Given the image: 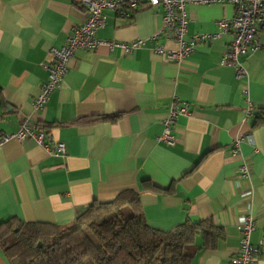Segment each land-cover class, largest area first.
<instances>
[{
	"label": "crops",
	"instance_id": "1",
	"mask_svg": "<svg viewBox=\"0 0 264 264\" xmlns=\"http://www.w3.org/2000/svg\"><path fill=\"white\" fill-rule=\"evenodd\" d=\"M186 8L188 39L219 33V21L236 12L233 3ZM104 14L100 39H143L144 45L127 53L108 43L78 49L46 107L35 110L52 48L65 45L88 13L79 0H0V137L28 121L50 127L48 145L67 146L60 155L30 137L0 145V232L12 218L65 224L93 201L133 190L154 228L168 231L188 218L210 217L222 228L215 248H203L197 237L192 264H232L240 225L253 215L251 240L260 248L254 264H264V26L260 47L240 57L247 75L238 78L234 67L221 64L232 32L175 60L156 49L179 48L172 31H163L162 6L142 4L130 17L113 9ZM176 99L187 102L189 113L176 119L177 142L168 145L159 137ZM104 116L118 117L77 123ZM245 164L248 176L242 175ZM0 264H11L1 246Z\"/></svg>",
	"mask_w": 264,
	"mask_h": 264
},
{
	"label": "trees",
	"instance_id": "2",
	"mask_svg": "<svg viewBox=\"0 0 264 264\" xmlns=\"http://www.w3.org/2000/svg\"><path fill=\"white\" fill-rule=\"evenodd\" d=\"M38 125L47 134L50 127ZM200 235L203 248H215L223 231L211 217L188 218L168 231L154 228L144 216L139 193L128 190L108 202L93 201L65 224L9 219L0 232V246L11 264H87L88 259L94 264H192Z\"/></svg>",
	"mask_w": 264,
	"mask_h": 264
},
{
	"label": "built area",
	"instance_id": "3",
	"mask_svg": "<svg viewBox=\"0 0 264 264\" xmlns=\"http://www.w3.org/2000/svg\"><path fill=\"white\" fill-rule=\"evenodd\" d=\"M87 10L88 16L84 23L79 25L72 34L69 35L67 43L62 47H53V64L49 67V78L41 87L33 105L35 110H42L50 98V95L64 81L69 71V60L80 48L95 49L103 43H108L111 48L121 46L124 51L131 52L135 48L144 45L145 40L136 39L129 43L107 42L97 36L98 30L106 22L105 10L113 9L120 11L123 16L130 17L142 4H149L151 7L162 6L164 9L163 31H172L179 44L178 50H167L165 47L156 46V49L170 59L180 60L190 54L201 42H208L218 38L222 33L232 32L233 38L229 50L222 60L223 65L234 67L236 76L243 78L247 75V69L242 64L240 57L250 52L256 51L260 47L257 39L258 31L264 26V0H79ZM233 3L236 12L233 16L223 18L219 21L220 32L215 34L198 33L191 38H187L189 15L187 4H209V3ZM189 113L187 102L175 100L169 106L163 118L164 132L159 139L168 145H175L177 137L174 134V124L179 115ZM33 138L44 147L49 154L66 155L67 146L64 142L57 141L54 146L46 143V131L40 129L38 124L25 121L15 133L5 134L0 137V145L11 140ZM249 141H253V135L245 136ZM240 139L236 140L238 144ZM242 175L248 176L250 168L248 164L243 165ZM255 219L253 215H247L240 231L242 233L241 246L231 259L232 264H254L257 254L260 252L258 245L251 240L255 230Z\"/></svg>",
	"mask_w": 264,
	"mask_h": 264
},
{
	"label": "rangeland",
	"instance_id": "4",
	"mask_svg": "<svg viewBox=\"0 0 264 264\" xmlns=\"http://www.w3.org/2000/svg\"><path fill=\"white\" fill-rule=\"evenodd\" d=\"M126 209H128L127 210L128 212H131L130 208H126ZM87 264H94V262L91 259H88Z\"/></svg>",
	"mask_w": 264,
	"mask_h": 264
}]
</instances>
